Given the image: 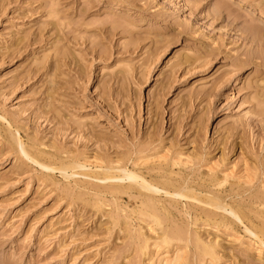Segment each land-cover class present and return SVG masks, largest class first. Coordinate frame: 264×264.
<instances>
[{
  "label": "rangeland",
  "instance_id": "obj_1",
  "mask_svg": "<svg viewBox=\"0 0 264 264\" xmlns=\"http://www.w3.org/2000/svg\"><path fill=\"white\" fill-rule=\"evenodd\" d=\"M174 160L264 226V0H0V264H264L227 212L86 175Z\"/></svg>",
  "mask_w": 264,
  "mask_h": 264
},
{
  "label": "bare ground",
  "instance_id": "obj_2",
  "mask_svg": "<svg viewBox=\"0 0 264 264\" xmlns=\"http://www.w3.org/2000/svg\"><path fill=\"white\" fill-rule=\"evenodd\" d=\"M22 146V152L44 168L60 170L66 175L69 170H72L74 174L78 173L76 169L79 165L73 162L61 160L58 163L54 160H41L40 155L28 153ZM178 164L180 163L174 160L173 163H166L165 167L161 170L147 174L138 169H128L119 166L112 167L108 170L91 172L86 175L95 180L116 184L115 186L118 188L114 190L115 192L132 191L131 193L142 196L141 205L148 210L146 216L154 221L159 219V216L155 215V207L158 206L156 201L158 200L157 194L164 193L166 197H170L173 201L180 202L186 200L189 202V205L193 204L201 208L207 217L205 221L210 225L218 223V218L222 217L221 212H227L229 216L223 217L228 223L227 225L243 224L249 235L254 236L261 243H264V226L256 225L260 223L251 219L242 209L235 208L233 202L229 201V199L233 200L232 197L235 196L234 189L229 190L222 187L223 183L214 177H211L208 182L200 183L195 180H190L188 177L180 176L185 174L181 172L182 170H180L181 173L176 171L175 166L179 167ZM177 175L179 176L177 177ZM126 180H128L127 186L124 184L119 185L118 182ZM236 194L238 193L236 192ZM162 208L165 210L168 209L165 205ZM217 210L221 212L218 214ZM162 241L163 243L170 241L167 234L163 235ZM197 241V247L201 254L214 257L215 253L210 244L202 243L199 240Z\"/></svg>",
  "mask_w": 264,
  "mask_h": 264
}]
</instances>
